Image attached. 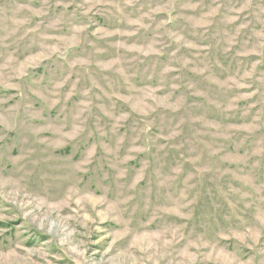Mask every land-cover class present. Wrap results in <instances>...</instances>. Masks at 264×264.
Returning <instances> with one entry per match:
<instances>
[{
  "label": "rangeland",
  "instance_id": "rangeland-1",
  "mask_svg": "<svg viewBox=\"0 0 264 264\" xmlns=\"http://www.w3.org/2000/svg\"><path fill=\"white\" fill-rule=\"evenodd\" d=\"M0 264H264V0H0Z\"/></svg>",
  "mask_w": 264,
  "mask_h": 264
}]
</instances>
